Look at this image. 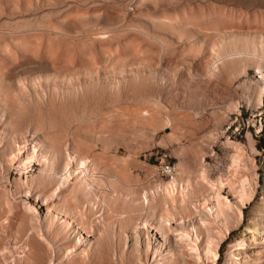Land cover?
Segmentation results:
<instances>
[{
    "label": "rangeland",
    "instance_id": "374dc122",
    "mask_svg": "<svg viewBox=\"0 0 264 264\" xmlns=\"http://www.w3.org/2000/svg\"><path fill=\"white\" fill-rule=\"evenodd\" d=\"M35 1L0 0V258L6 246L18 255L36 235L38 219L26 206L31 195L49 190L61 200L53 189L64 176L54 177L51 163L63 171L69 155L79 154L98 171L96 189L105 188L95 189L86 214L105 247L90 253L88 264H128V256L140 264L128 250L134 224L160 225L144 195L151 204L150 189L173 179L172 172L157 175L155 165L170 159L181 186L191 180L209 196L200 183L206 169L235 202L232 159L242 148L243 170L259 184L219 246L215 264H230L232 237L246 230L253 203L264 198V0ZM24 136L40 140L48 166L35 160L28 172L18 170L12 151L14 141L25 148ZM114 184L118 191L109 196ZM45 210L38 206L46 234ZM216 229L210 232L217 237ZM53 240L46 251L52 264L67 263L74 254L64 250L60 262Z\"/></svg>",
    "mask_w": 264,
    "mask_h": 264
},
{
    "label": "bare ground",
    "instance_id": "6f19581e",
    "mask_svg": "<svg viewBox=\"0 0 264 264\" xmlns=\"http://www.w3.org/2000/svg\"><path fill=\"white\" fill-rule=\"evenodd\" d=\"M38 1L39 0H36L35 2ZM49 1L50 0H48V2ZM29 2L31 3V0H29ZM29 2H25L27 3L25 6L30 4ZM22 142L25 145V148H21V145L18 144L17 141H14L16 151H12L14 159H18V170L28 172V169L35 160L41 161L44 165L48 166L50 158L48 156L40 155L38 145L40 143L39 139L34 138L32 141H29V139L24 136ZM242 150V148H238L239 156L232 159V176H234L238 182V186L234 190L237 195L235 202L230 200V198L224 195L221 191L222 187H224L226 183L224 181L216 183L210 180L206 173V169L201 171L200 183L202 186L209 189V196L203 194L199 195L196 192L194 184L191 180L187 182L186 187L181 186L178 179L175 178L177 175H174V172L179 170L172 172L173 179L166 183L165 188H160V184L158 183L155 188L152 187L153 189H150L151 204L149 197L145 193L144 201L147 202L148 206H150L149 209L152 212L158 211L160 225H158V222L147 219H144L143 226L141 227H139L140 223L134 224L135 230L133 233H135V235L133 239V246L128 250L136 256L137 262L140 264H147L152 255H154L152 264H215L217 262L221 241L224 240L228 234L230 235L232 229H234L230 225L229 219L232 216H235L237 219L242 218L245 212L244 207L247 206V203H250L251 200H253L255 195V188L253 185L257 182L254 178L249 177L243 170L245 165L243 164L244 161L240 157V155H242ZM63 168L64 170L60 171L59 167L55 165V163H51V169L54 177L64 176V178H58L60 182L59 186L62 187L60 185L62 182L64 188L55 186L56 188L53 189L55 192L57 189L60 190V194L57 193V196L60 195L61 200H57L59 197L55 198V196L48 192L49 190L38 193L34 197H32V195L31 197L29 196L33 199L35 204L28 202L26 206L28 210L38 219V224L36 227L32 228L36 235L32 233L35 237L23 241L24 243L19 245L20 248L16 246L20 249V253H17L18 255H16V253L8 246L4 247L2 249L4 250V253L1 251L2 255L0 258V264H52V260L49 256L51 254H47L51 250L47 249L54 247L53 238H55V242L57 243L60 262H62V258L60 257L63 256L61 254L64 250L67 252L68 257L71 254H74L72 259L70 258L71 260L68 261L69 264H88L87 260L90 256L89 254L92 253V255H94V251L99 253L102 248L105 247L99 236L95 237L96 234L94 235V233H96L95 226H97V224L94 223L95 220L93 218H86L87 212H91L92 214L91 206L96 204V200L98 198L96 193L97 191L95 192L96 183L99 185V181L96 180L99 176L97 175L98 171L93 168L89 160L81 157L79 154H75L74 156L69 155L68 163L65 164ZM71 178H73L72 180H75L73 184L70 183V181H72ZM116 178L115 182L117 181ZM123 181L121 180V182ZM126 182L125 184H127ZM120 183L118 182L116 185ZM101 187L102 186L99 188ZM111 187L107 189L111 194L107 191L106 192L109 196L113 195L114 192L115 196V193L118 190H116L117 188L115 187V184ZM99 188L96 190H99ZM26 189L28 190V188ZM104 189L102 188L100 190ZM27 192L30 193V191ZM156 192H161L163 195L160 202L157 200ZM102 194H104V192ZM107 194H105V196ZM116 195L118 196L119 194ZM92 200H94L93 203ZM198 200H203L202 203L199 201L203 204V207L194 204V202ZM253 204H255V207L253 209L251 208L252 211L249 213L250 222L246 227V230L241 231L235 235V237H232L233 241L230 242V264H264V198ZM40 205L45 206L46 208L44 211V214H46L45 222L48 229L46 234L43 224L39 223L40 216L38 206ZM55 205L62 206V209ZM114 206L115 205H112L111 203V207L113 208ZM115 209L117 210V207L111 209V211L116 212ZM54 211L61 216L60 222L56 223V221H54L56 217L53 216L54 214H51V212ZM71 212H74V214ZM101 217H104V215ZM106 220H108V217ZM240 227L241 226L238 225L236 228L240 229ZM79 228L83 230V235L82 232H79ZM215 228H217V237L210 232L211 229ZM204 230H207L208 234L205 237H202ZM100 232L103 236L104 232ZM153 232L154 234L160 235L163 242H160L158 237H154ZM170 236L172 237L171 239ZM50 237L53 238L51 239ZM144 238L146 255L142 249ZM108 242L109 241H107V243ZM17 244H19V242ZM124 247L127 251L129 246ZM89 250L92 252H89ZM165 251H167V253H165ZM127 258L128 264H132V257L129 258L128 256ZM65 262L63 261L61 264L68 263ZM104 263L107 264L108 262ZM123 263L125 264V262Z\"/></svg>",
    "mask_w": 264,
    "mask_h": 264
},
{
    "label": "built area",
    "instance_id": "2783aa9c",
    "mask_svg": "<svg viewBox=\"0 0 264 264\" xmlns=\"http://www.w3.org/2000/svg\"><path fill=\"white\" fill-rule=\"evenodd\" d=\"M156 166L157 175L167 174L168 172H174L175 170H179L178 166L169 160L161 159Z\"/></svg>",
    "mask_w": 264,
    "mask_h": 264
}]
</instances>
